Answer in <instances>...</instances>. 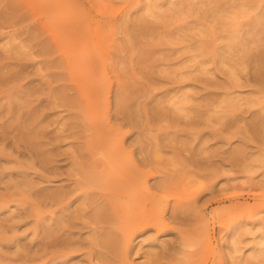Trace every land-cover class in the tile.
<instances>
[{
    "label": "rangeland",
    "instance_id": "obj_1",
    "mask_svg": "<svg viewBox=\"0 0 264 264\" xmlns=\"http://www.w3.org/2000/svg\"><path fill=\"white\" fill-rule=\"evenodd\" d=\"M0 264H264V0H0Z\"/></svg>",
    "mask_w": 264,
    "mask_h": 264
},
{
    "label": "bare ground",
    "instance_id": "obj_2",
    "mask_svg": "<svg viewBox=\"0 0 264 264\" xmlns=\"http://www.w3.org/2000/svg\"><path fill=\"white\" fill-rule=\"evenodd\" d=\"M201 1V0H200ZM193 2V1H192ZM177 4V3H176ZM238 37H239V35H238ZM240 38V37H239ZM229 39V38H228ZM233 50H234V48H233ZM226 51H227V49H226ZM225 51V52H226ZM232 56V55H231ZM129 97V96H128ZM120 99H121V97H120ZM138 102V104H139V101H137ZM125 103V102H124ZM133 103H136V101L134 102L133 101ZM132 103V104H133ZM129 104H130V102H129ZM132 104H131V106H132ZM138 104L137 105H133L134 107V111L136 110V107L138 106ZM128 106V105H127ZM136 106V107H135ZM138 110L140 111V108L138 107ZM126 111V110H125ZM132 112V111H131ZM130 112V113H131ZM135 114L134 115H136V113L137 112H134ZM127 115V114H126ZM137 116V115H136ZM129 117V116H128ZM110 118V117H109ZM118 118V117H117ZM136 118V117H135ZM139 118V117H138ZM133 120V119H132ZM108 131V134H109V132H112L111 131V129H108L107 130ZM110 140H112L111 138L110 139H108V141H106V143H102L101 142V144L98 146V148L97 149H99V152L102 154V158L104 159V161L107 163V165L113 170V172L114 173H118V171H120V169L118 168V166H117V162H116V160H115V157L113 156V151H114V149L116 148V146L115 145H110V144H108V142L110 141ZM147 150H148V148H147ZM87 168H88V165H87ZM88 173H90V172H88ZM105 175V174H104ZM93 177H95V176H93ZM95 179H98V178H95ZM105 178H102V180H104ZM94 180V179H93ZM99 180V179H98ZM108 180V179H107ZM114 181V180H113ZM130 200V199H129ZM101 208V207H100ZM106 221V220H105ZM151 221V220H150ZM74 228V227H73ZM75 242V241H74ZM165 242V241H164ZM169 242V241H168ZM61 243V242H60ZM59 243V244H60ZM73 243V242H72ZM165 244V243H164ZM167 244V243H166ZM169 244H171V242H169ZM180 248V247H179ZM175 253V252H174ZM157 254V253H156ZM105 261V260H104Z\"/></svg>",
    "mask_w": 264,
    "mask_h": 264
}]
</instances>
